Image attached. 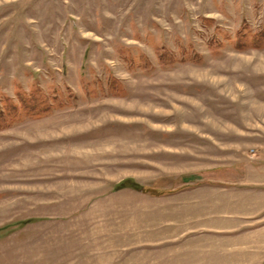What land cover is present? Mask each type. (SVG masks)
Returning a JSON list of instances; mask_svg holds the SVG:
<instances>
[{
  "label": "rangeland",
  "instance_id": "rangeland-1",
  "mask_svg": "<svg viewBox=\"0 0 264 264\" xmlns=\"http://www.w3.org/2000/svg\"><path fill=\"white\" fill-rule=\"evenodd\" d=\"M256 183L264 0H0V264H233Z\"/></svg>",
  "mask_w": 264,
  "mask_h": 264
},
{
  "label": "crops",
  "instance_id": "crops-1",
  "mask_svg": "<svg viewBox=\"0 0 264 264\" xmlns=\"http://www.w3.org/2000/svg\"><path fill=\"white\" fill-rule=\"evenodd\" d=\"M248 185L236 187L235 189L249 191L247 197L251 198L250 201L253 198L256 200L257 204L254 210L257 213L254 216L251 214L250 216L241 217L239 227L238 224L236 225L238 229H233V235H231L232 242L235 243L227 245L232 248V252L228 253L229 255L227 254V258L233 259V264H264V185L256 183L249 185L250 187H245ZM241 194L245 196L246 192ZM236 254L239 255L240 260L235 258Z\"/></svg>",
  "mask_w": 264,
  "mask_h": 264
}]
</instances>
